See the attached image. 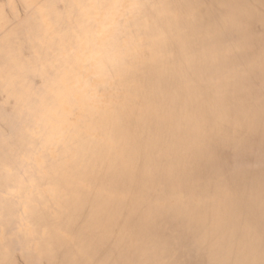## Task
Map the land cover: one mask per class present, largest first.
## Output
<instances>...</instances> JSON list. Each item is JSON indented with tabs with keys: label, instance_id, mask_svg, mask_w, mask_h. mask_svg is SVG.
<instances>
[{
	"label": "bare ground",
	"instance_id": "obj_1",
	"mask_svg": "<svg viewBox=\"0 0 264 264\" xmlns=\"http://www.w3.org/2000/svg\"><path fill=\"white\" fill-rule=\"evenodd\" d=\"M145 2L0 0V212L40 219L42 264L63 260L93 226L118 224L135 198L137 135L157 113L120 61L137 54L175 69L191 55ZM205 218L219 245L198 264H264V210Z\"/></svg>",
	"mask_w": 264,
	"mask_h": 264
},
{
	"label": "clouds",
	"instance_id": "obj_2",
	"mask_svg": "<svg viewBox=\"0 0 264 264\" xmlns=\"http://www.w3.org/2000/svg\"><path fill=\"white\" fill-rule=\"evenodd\" d=\"M142 7L161 9L191 55L173 69L124 54L121 72L139 82L157 113L151 131L137 135L135 198L118 224L93 226L50 264H198L219 245L206 210L218 208L226 220L264 210V0ZM5 83L18 111L19 89ZM48 240L39 218L0 212V264H42Z\"/></svg>",
	"mask_w": 264,
	"mask_h": 264
},
{
	"label": "rangeland",
	"instance_id": "obj_3",
	"mask_svg": "<svg viewBox=\"0 0 264 264\" xmlns=\"http://www.w3.org/2000/svg\"><path fill=\"white\" fill-rule=\"evenodd\" d=\"M16 4H17V3H16ZM17 5H18V7H20L19 3H18ZM2 121H3V118L0 117V127L2 126V125H1ZM3 127H4L5 130H8V129L6 128V125H3ZM0 130H3V129H0ZM5 135H6L7 137H9V136L11 135V133L6 132ZM2 136H3V134H1V132H0V138H2Z\"/></svg>",
	"mask_w": 264,
	"mask_h": 264
}]
</instances>
